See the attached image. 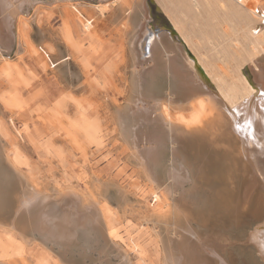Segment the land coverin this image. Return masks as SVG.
<instances>
[{
  "label": "rangeland",
  "instance_id": "rangeland-1",
  "mask_svg": "<svg viewBox=\"0 0 264 264\" xmlns=\"http://www.w3.org/2000/svg\"><path fill=\"white\" fill-rule=\"evenodd\" d=\"M29 1L19 9L24 43L20 40L16 57H5L9 53L0 46V175L7 180L0 186V212L8 196L6 219L0 220V264L21 259L29 264H166L184 227L182 213L193 216L191 226L197 230L206 216L222 218L215 200L207 198L212 189L200 183L192 187L195 170L185 163L189 147L182 146L184 157L175 156L168 143L157 175L165 179L172 165L184 164L191 181L171 192V201L156 196L122 119L133 96V44L145 12L141 5L146 1L157 17L151 24L148 15L153 29L172 31L168 19L154 0ZM106 4L96 13L94 6ZM65 5H76L81 15ZM125 9L131 12L128 19ZM160 78L154 91L165 95L173 82L166 74ZM187 108L171 112L181 125L194 118ZM33 186L44 195L72 192L84 203L98 200V207H106L101 232L89 229L61 247L41 237L31 216L17 214ZM254 230L252 239L263 246L264 222Z\"/></svg>",
  "mask_w": 264,
  "mask_h": 264
},
{
  "label": "bare ground",
  "instance_id": "bare-ground-1",
  "mask_svg": "<svg viewBox=\"0 0 264 264\" xmlns=\"http://www.w3.org/2000/svg\"><path fill=\"white\" fill-rule=\"evenodd\" d=\"M154 1L172 32L153 30V34L143 23L136 33L133 96L122 117L133 155L142 164L151 191L167 202L174 199L169 197L171 192L175 194L191 179V171L184 164L172 165L167 177L159 179L157 170L166 145L173 144L174 155L181 157L185 151L182 146L189 147L191 155L185 163L193 164L192 172L195 170L196 185L192 182V187L208 185L212 190L207 198L215 200L222 215L221 219L204 217L203 228L197 230L191 226L193 216H184L179 210L184 227L180 232L175 230L179 240L170 248L172 256H165L166 264H264V241L261 246L253 240V228L264 222V0ZM25 3L30 1L0 0V46L8 51L3 54L10 60V52L15 48L16 57L18 44L23 42L17 21L23 20L19 9ZM68 6L80 14L76 5ZM105 9L107 6H94L96 13ZM173 33L189 52L174 41ZM7 58L2 60L10 62ZM248 65L250 72L245 70ZM165 74L173 89L157 95L154 88ZM187 107L193 110L194 118L181 125L171 112ZM167 181L169 185H165ZM36 188L28 190L32 191L30 197L22 200L17 214L31 216L41 237L60 246L89 229L101 232L100 218L106 207H98V200L84 203L76 193L49 196ZM179 208L183 207L175 209ZM35 210L37 216H33ZM16 221L10 224L14 226ZM1 264L29 263L21 259Z\"/></svg>",
  "mask_w": 264,
  "mask_h": 264
},
{
  "label": "snow or ice",
  "instance_id": "snow-or-ice-1",
  "mask_svg": "<svg viewBox=\"0 0 264 264\" xmlns=\"http://www.w3.org/2000/svg\"><path fill=\"white\" fill-rule=\"evenodd\" d=\"M7 183L6 178L3 175H0V186H3ZM4 211L0 212V220L6 219V213L8 208V196L5 194L4 196V204H3Z\"/></svg>",
  "mask_w": 264,
  "mask_h": 264
},
{
  "label": "flooded vegetation",
  "instance_id": "flooded-vegetation-1",
  "mask_svg": "<svg viewBox=\"0 0 264 264\" xmlns=\"http://www.w3.org/2000/svg\"><path fill=\"white\" fill-rule=\"evenodd\" d=\"M147 7H148L149 15H150V18H151V24H153L154 21L157 19V17L153 14V11L151 10L149 4H147ZM156 13H158V12L156 11ZM149 27H150L151 29H153L151 26H149ZM153 30L156 31L155 29H153ZM159 30L163 31V33H164V32H169V33L172 32L170 29H166V28H161V29H159ZM173 38H174V41H175L176 43L180 44V43H179V38L177 37L176 33H175V34L173 33Z\"/></svg>",
  "mask_w": 264,
  "mask_h": 264
},
{
  "label": "crops",
  "instance_id": "crops-1",
  "mask_svg": "<svg viewBox=\"0 0 264 264\" xmlns=\"http://www.w3.org/2000/svg\"><path fill=\"white\" fill-rule=\"evenodd\" d=\"M145 3H146V4H145ZM103 6H109V5L106 4V5H103ZM143 6H144V8H145L146 10L144 9V10H145V13H143V10H142V13L144 14V19L142 20L141 26H142L143 23H146L147 25H149V22H147V19H148V15H149V14H148V7H147V2H146V1L143 3V5H141V7H143ZM126 13L129 14L128 12H126ZM127 14H126V18H125V19H128L127 17H129V16H127ZM147 14H148V15H147ZM125 19H124V20H125ZM127 21H128V20H127ZM120 22H121V21H118V20H117V24H118V25H119ZM113 24H114V23H113ZM113 24H112V26H113ZM115 25H116V23H115ZM148 27H149V26H148ZM149 28H150V27H149ZM152 30H153V29H152ZM151 33L154 34L155 32H152V31H151ZM164 33H165V32H164ZM159 34H160V33H159ZM148 44H150V41H148ZM148 47H149V46H148ZM148 51H149V49H148Z\"/></svg>",
  "mask_w": 264,
  "mask_h": 264
},
{
  "label": "water",
  "instance_id": "water-1",
  "mask_svg": "<svg viewBox=\"0 0 264 264\" xmlns=\"http://www.w3.org/2000/svg\"><path fill=\"white\" fill-rule=\"evenodd\" d=\"M157 10L158 11H160L161 12V10H160V8L157 6ZM156 33H159V32H163V31H161V30H156L155 31ZM179 43H180V45H181V47H182V49L183 50H186L185 49V46H184V43H183V41H182V39H179ZM187 51V50H186ZM146 54H145V57H147V59L149 60V56H148V50L146 49ZM187 52H189V51H187ZM9 57L11 58V59H14L15 58V48H13V50L10 52V55H9ZM249 72V71H248ZM255 229V227L253 228V230ZM77 235H79V234H77ZM77 239V238H76Z\"/></svg>",
  "mask_w": 264,
  "mask_h": 264
}]
</instances>
